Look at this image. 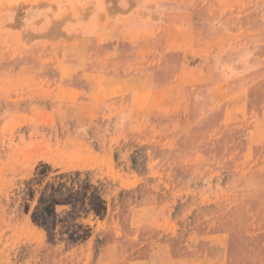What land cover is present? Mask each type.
<instances>
[{
  "label": "rangeland",
  "instance_id": "rangeland-1",
  "mask_svg": "<svg viewBox=\"0 0 264 264\" xmlns=\"http://www.w3.org/2000/svg\"><path fill=\"white\" fill-rule=\"evenodd\" d=\"M0 264H264V0H0Z\"/></svg>",
  "mask_w": 264,
  "mask_h": 264
}]
</instances>
